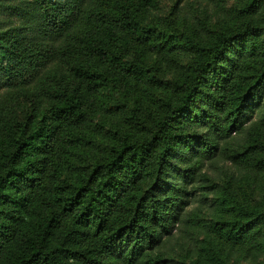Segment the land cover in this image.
Here are the masks:
<instances>
[{"label": "trees", "instance_id": "obj_1", "mask_svg": "<svg viewBox=\"0 0 264 264\" xmlns=\"http://www.w3.org/2000/svg\"><path fill=\"white\" fill-rule=\"evenodd\" d=\"M154 1L0 0V264H175L183 247L220 263L219 242H259L261 232L248 231L264 200L243 203L231 184L242 172L264 177V26L193 45L170 99L134 117L137 136H121L87 174L66 177L99 92L135 79L124 45L140 37ZM242 2L243 18L264 7ZM204 208L231 218L212 221V241L197 242L188 233Z\"/></svg>", "mask_w": 264, "mask_h": 264}, {"label": "rangeland", "instance_id": "obj_2", "mask_svg": "<svg viewBox=\"0 0 264 264\" xmlns=\"http://www.w3.org/2000/svg\"><path fill=\"white\" fill-rule=\"evenodd\" d=\"M243 7L242 0H156L150 4L139 18L140 37L130 39L128 45H124L125 62L138 67L135 79H132L128 88L117 83L108 84L99 92L96 111L85 131L84 145L75 151L74 158L67 167V179L87 174L96 160L120 142L121 136L138 133L142 127L137 126L138 122L134 121V117L147 118L170 99L175 85L195 60L193 45H210L224 31L238 33L248 26H264V7L259 9L260 15L255 18H243ZM146 35L147 40L144 39ZM258 38L259 36H250L247 41ZM141 72L146 73V80L138 82L136 78ZM203 103L204 99L200 98L195 103L196 109ZM199 133H202L201 130L196 129L185 135L194 136ZM228 176L225 178L222 174L220 181L218 180L222 188L229 182L230 174ZM238 176V180L231 184L235 196L249 205L262 203L264 177L256 180L255 173L246 172L238 173ZM207 185L211 187L210 183ZM207 199L213 203L214 195ZM195 207L197 204L193 202L190 209ZM201 212L195 218L193 230L188 234L197 242L212 241L208 229L210 223L216 219H230L231 216L216 208H204ZM254 231H260L261 234L259 242L252 247L247 246L245 239L237 245L219 242L215 249L220 255V263L210 262V255L201 250L196 255L191 254L189 247L176 248L174 263L264 264V217L248 232L251 234ZM258 245H262L261 254L253 257L254 260L248 259V250L251 248L253 253Z\"/></svg>", "mask_w": 264, "mask_h": 264}]
</instances>
